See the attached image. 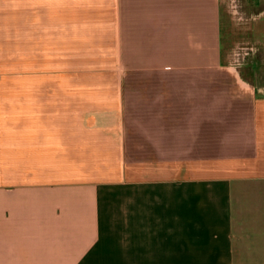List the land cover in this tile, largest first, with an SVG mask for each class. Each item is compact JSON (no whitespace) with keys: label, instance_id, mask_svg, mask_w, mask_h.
<instances>
[{"label":"crops","instance_id":"crops-1","mask_svg":"<svg viewBox=\"0 0 264 264\" xmlns=\"http://www.w3.org/2000/svg\"><path fill=\"white\" fill-rule=\"evenodd\" d=\"M225 5L0 0V264H264V84L223 63Z\"/></svg>","mask_w":264,"mask_h":264},{"label":"rangeland","instance_id":"rangeland-1","mask_svg":"<svg viewBox=\"0 0 264 264\" xmlns=\"http://www.w3.org/2000/svg\"><path fill=\"white\" fill-rule=\"evenodd\" d=\"M225 1L223 63L238 73L241 80L261 88L264 84V10L260 9L264 8V0Z\"/></svg>","mask_w":264,"mask_h":264}]
</instances>
